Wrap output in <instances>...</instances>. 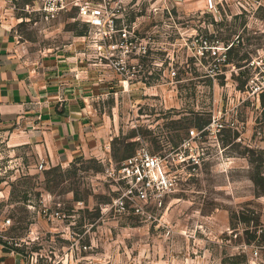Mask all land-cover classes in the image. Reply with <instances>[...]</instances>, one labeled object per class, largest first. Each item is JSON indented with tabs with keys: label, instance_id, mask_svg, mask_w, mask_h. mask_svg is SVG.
<instances>
[{
	"label": "rangeland",
	"instance_id": "obj_1",
	"mask_svg": "<svg viewBox=\"0 0 264 264\" xmlns=\"http://www.w3.org/2000/svg\"><path fill=\"white\" fill-rule=\"evenodd\" d=\"M56 6H63L56 13L70 8L78 29L86 28L82 7L96 12L103 29L114 20L101 51L109 63L139 65L134 74L109 69L140 92L122 102L103 159L40 169L36 148L0 129V214L12 219L4 243L33 264H264V2L61 0ZM209 120L185 146L191 130H201L196 124ZM142 148L161 157L172 181L165 192L122 172L129 153ZM255 230L263 236L253 241Z\"/></svg>",
	"mask_w": 264,
	"mask_h": 264
},
{
	"label": "crops",
	"instance_id": "obj_2",
	"mask_svg": "<svg viewBox=\"0 0 264 264\" xmlns=\"http://www.w3.org/2000/svg\"><path fill=\"white\" fill-rule=\"evenodd\" d=\"M3 3L0 129L11 131L18 144H32L47 165L103 159L118 131L122 102L139 96L137 83L110 73L90 25L80 19L86 28L78 29L70 8L47 18L41 0ZM0 264L33 263L0 241Z\"/></svg>",
	"mask_w": 264,
	"mask_h": 264
},
{
	"label": "built area",
	"instance_id": "obj_3",
	"mask_svg": "<svg viewBox=\"0 0 264 264\" xmlns=\"http://www.w3.org/2000/svg\"><path fill=\"white\" fill-rule=\"evenodd\" d=\"M56 1L60 2L61 0H45V6L43 9L48 14L47 18L54 16V14H56V11L63 8V6H56ZM255 2L259 6H261L264 0H255ZM212 3L214 4L215 2L213 1ZM80 16L82 17V20H84L85 22L92 23L95 25L96 29L95 30L91 29L90 37L92 39L93 46H98V48L102 49V46H100L99 41H102L113 35L114 20L111 19L109 22V26L111 27V29H103L104 25H102V19L96 15L95 11L90 12V10H88L86 7H82L80 10ZM126 29L127 28L121 29L122 37L125 40L128 39V32ZM143 49L144 51L147 50L146 47H144ZM225 60H226V54H225ZM122 62L123 61L111 62L109 63V66L114 67L116 71L121 74H129L130 72L134 74L139 66L137 64L127 66ZM173 74L175 75L176 72H173ZM207 128H209V124L201 128L200 131L192 129L190 132V136L188 139L185 140L184 145L185 146L190 145L192 140L195 138H199L201 131ZM43 167H45V163L41 162L39 164V168L41 169ZM122 172L124 173V175H131L132 181L136 182L137 184H145L151 186L152 183L157 182V184L161 186L163 192H165L166 188H168L170 185L172 186V181L165 176L164 166L161 157L157 154L150 152L146 148L140 149L133 156L127 158V160L124 161ZM131 185H129L130 193H133V188L131 187ZM139 195L142 198L145 199L147 198V193L145 191H141ZM54 216H56V213ZM11 223H12V219L10 217L0 214L1 241H3L2 238H5V231L11 226ZM258 254H259V248L256 247L255 255L257 256ZM251 263L256 264L255 260H252Z\"/></svg>",
	"mask_w": 264,
	"mask_h": 264
},
{
	"label": "trees",
	"instance_id": "obj_4",
	"mask_svg": "<svg viewBox=\"0 0 264 264\" xmlns=\"http://www.w3.org/2000/svg\"><path fill=\"white\" fill-rule=\"evenodd\" d=\"M243 13H246V12L243 10ZM216 32L219 33V30H218L217 28L213 30V32L210 34V36H211V37H215V36H217ZM206 33L208 34V31H207V30H206ZM235 49H237V48L235 47V44H234V46L229 47L228 52L226 53V58H227L226 61H228V63L234 61V60H232L233 58H232L231 56H232L233 51H234ZM244 59H245V58H244ZM143 62H144V64H146V59H143ZM234 63L237 65V67H242V65H241L240 63H239V64H237L236 62H234ZM241 73L244 74V71H242ZM147 83H148V82H147ZM246 83H247V81L245 82V85H246ZM243 87H244V86H243ZM243 87H241V88H243ZM209 123H210V120H209V121H204L203 123H198V124H196V126L199 127V128H203V127H205L206 125H208ZM133 155H134L133 153H129L128 158L131 157V156H133ZM262 236H263V234H262V233L260 234V233H259V230H255L254 234H252L253 241H256V240L261 239ZM0 241H1V240H0ZM12 248H13V247H12ZM13 249H14V250H17V251H21L20 248H13Z\"/></svg>",
	"mask_w": 264,
	"mask_h": 264
}]
</instances>
